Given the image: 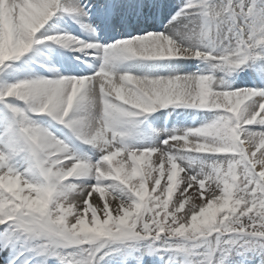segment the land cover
<instances>
[{"label": "snow or ice", "instance_id": "obj_1", "mask_svg": "<svg viewBox=\"0 0 264 264\" xmlns=\"http://www.w3.org/2000/svg\"><path fill=\"white\" fill-rule=\"evenodd\" d=\"M0 264H264V0H0Z\"/></svg>", "mask_w": 264, "mask_h": 264}, {"label": "rangeland", "instance_id": "obj_2", "mask_svg": "<svg viewBox=\"0 0 264 264\" xmlns=\"http://www.w3.org/2000/svg\"><path fill=\"white\" fill-rule=\"evenodd\" d=\"M81 211H82V209H81Z\"/></svg>", "mask_w": 264, "mask_h": 264}]
</instances>
